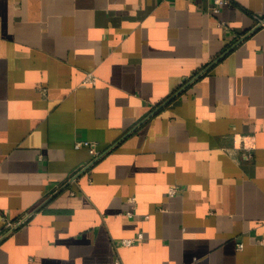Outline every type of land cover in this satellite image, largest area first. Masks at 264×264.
Segmentation results:
<instances>
[{"label": "crops", "instance_id": "crops-1", "mask_svg": "<svg viewBox=\"0 0 264 264\" xmlns=\"http://www.w3.org/2000/svg\"><path fill=\"white\" fill-rule=\"evenodd\" d=\"M255 16L264 0H0V231L38 207L0 264H264Z\"/></svg>", "mask_w": 264, "mask_h": 264}, {"label": "built area", "instance_id": "built-area-1", "mask_svg": "<svg viewBox=\"0 0 264 264\" xmlns=\"http://www.w3.org/2000/svg\"><path fill=\"white\" fill-rule=\"evenodd\" d=\"M232 1L233 0H212V12L213 13L218 12L219 8L221 6L229 4ZM255 20H256V24H255L256 28H264V17L255 16ZM85 81L88 83H95V78L92 75H88L85 78ZM82 147L86 148V150H87L88 154L91 156L92 160L97 159L101 154L99 151H97L96 143L93 141L81 140V141H77L73 144L74 149H80ZM178 192H179V189L177 187H171L168 190L169 195H175ZM129 200L134 201V198H130ZM37 209H38V207H33L32 209L26 211L23 215H21L20 217L14 219V220L3 215L1 217V221H2L3 226H2V229L0 231V240L4 237L8 236L9 234H11L13 231L17 230L21 226L27 224L29 219L37 211ZM125 215L128 217H132L131 212H126ZM142 239H143L142 234L137 233L134 237L122 239L120 241V244L122 246H131V245L137 243L138 241H140ZM242 247H243V244H241V243L237 244V249H241ZM114 264H122V263L118 258H116L114 261Z\"/></svg>", "mask_w": 264, "mask_h": 264}]
</instances>
